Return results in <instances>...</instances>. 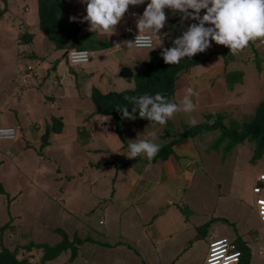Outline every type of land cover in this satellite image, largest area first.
<instances>
[{"label":"crops","instance_id":"obj_1","mask_svg":"<svg viewBox=\"0 0 264 264\" xmlns=\"http://www.w3.org/2000/svg\"><path fill=\"white\" fill-rule=\"evenodd\" d=\"M22 2H25L23 6ZM38 2L8 0L10 15H4L0 21V43L6 44H0V59L3 62H0V71H5L0 72V80L6 77V82H16L13 86L0 85V126L15 127L19 132L16 140L0 141V182L5 190V193H0V219L4 221L0 227L11 222V227L3 235L4 245L10 250L26 246L19 241L23 236L18 234L24 228L22 220L29 212L39 213L41 208L37 205L42 204L45 198L66 205L75 197V191L67 192L70 182L63 183L61 177L55 182V176L52 178L50 175L51 180L43 176L45 169L51 171L50 158H54L68 164V170L60 166V172L61 175H71V182L77 178V171L78 175L82 174L79 181L91 182L82 183L92 188L84 195L85 205L73 208L84 211V219L90 222L94 209L100 207L99 223L105 228L82 227L87 228L89 233L96 231V236L102 238L101 257H106V260L99 261V264H111L113 256L120 260L119 264L124 261V264H136V260L138 264H202L207 253L199 261H192L196 246L203 243L206 237L210 241L218 238L237 240L240 248L241 245H254L251 250L252 264H264V226L256 223L259 215L255 203L251 206L248 201V198L256 200L258 196L253 188L248 193L245 184L251 171L249 165L255 166L253 159L246 156L251 144L240 145L245 147L233 149L224 158V153L212 146V138L218 134L216 131L207 134L204 139L199 136L184 137L188 128L182 118L185 114L189 122L195 119L198 123L205 114L223 110L220 113H228V122L235 118L241 120L245 105L253 108L252 116L264 100V44L252 43L239 55H232L229 48L216 45L213 41L204 53L184 59V62H200L178 73L174 78V93L168 100L182 106L183 97L191 88L198 93L192 97L195 111L177 112L165 125L155 126L135 114L134 120L123 118L121 131H116L113 115L96 113L93 91L98 90L104 95L136 92L139 76L148 78V86L144 83V87L150 91L153 86L150 78L157 76L154 72L158 67L149 68L145 64L154 52L162 53L164 48L174 47V40L198 21L183 19L181 13L165 9L167 20L156 38L157 48L128 49L125 41H130L133 32L138 33L137 20L150 0L130 6V15L125 14L113 35L88 30L89 24L84 22L87 6L82 0H58L63 41L76 44L72 48L93 52L94 58L76 69L69 66L68 73H54L56 77H53L50 76L51 70L58 64L54 60L61 56L65 58L69 49H56L38 30ZM18 3L21 7L16 9ZM16 14H22L24 20L19 19L17 26H13L8 20ZM204 14L205 10H202L201 17ZM72 17L76 19L71 20ZM14 34L15 39L20 34H26L31 39L30 44L26 43L29 45V50L24 53H28L26 59L25 55L19 54L17 45L15 48L12 46L11 36ZM116 44L121 47H115ZM6 46H11V53H7ZM29 64L39 70V76L34 85L23 91L21 76ZM122 67L131 69V78L119 76ZM251 75L253 82H247ZM48 101L54 102L57 110L63 109V112L53 114L51 110L42 114L41 108ZM21 105L19 119L12 117V111ZM38 109L40 115L35 113ZM50 116L57 118L56 122L65 119L63 127L50 129L47 128L48 123L46 127L38 124L46 122ZM28 131L34 141L41 143L42 136L49 134L50 142L39 146L44 147L43 152H34L29 142H23L21 138ZM152 133H155L153 142L160 146L153 159L149 160L145 155L130 159L124 154L130 141L153 140ZM73 156L79 164L63 160ZM248 162L243 175H235ZM22 167H25L24 170ZM33 170L41 176L43 183H30ZM14 174L24 176L28 183H7V177L13 179ZM102 179L107 181L103 183L105 189L96 192L95 188L101 185L97 182ZM262 189L264 196V185ZM3 204L7 205L10 217L2 216L5 210ZM33 204H36L34 209ZM123 220H127V231L121 230ZM204 227L207 231L199 234L198 230ZM90 253V260L97 264L92 260L95 258L94 251Z\"/></svg>","mask_w":264,"mask_h":264},{"label":"clouds","instance_id":"obj_2","mask_svg":"<svg viewBox=\"0 0 264 264\" xmlns=\"http://www.w3.org/2000/svg\"><path fill=\"white\" fill-rule=\"evenodd\" d=\"M82 2L87 6L84 22L89 24L88 30L113 35L129 7L142 4L144 0H82ZM165 9L181 13L183 19L198 21V24H191L181 37L174 40V47L163 49L161 55L168 65L179 64L185 58L191 59L198 53H204L211 47L213 41L216 45L229 48L232 55H239L252 43L264 44V0H150L143 15L137 20L138 35L135 41L131 42V37L130 41H125L128 49L145 50L155 47L156 38L160 36L159 33L167 20ZM202 10H205V14L201 17ZM115 47L121 45L116 44ZM26 49H29V45ZM72 49L67 50L65 58ZM71 55L77 58L78 63L89 62L90 56L87 51L73 50ZM28 66L30 65H27L26 69ZM194 95L198 93L189 88L181 102L182 106L168 102L160 93L154 96L145 94L140 97H125L135 105L132 107V113H129L127 106L117 108V111H120L124 118L131 120L136 119L135 114L138 111L139 117L149 120L153 126L165 125L177 112L191 113L196 110L192 99ZM189 123L194 126L197 121L192 119ZM151 135L153 140L130 141L124 154L130 159L140 155H145L149 160L153 159L160 146L153 142L155 133ZM259 178L264 180V175ZM258 211L259 219L264 221V200L258 201ZM217 244L224 245V255L218 253ZM239 255V253L227 255V241H217L211 247L207 264H238ZM28 261L30 264H37L31 259Z\"/></svg>","mask_w":264,"mask_h":264},{"label":"rangeland","instance_id":"obj_3","mask_svg":"<svg viewBox=\"0 0 264 264\" xmlns=\"http://www.w3.org/2000/svg\"><path fill=\"white\" fill-rule=\"evenodd\" d=\"M24 3L25 2H22V6ZM20 7L21 6L19 3L16 4V6H15L16 9H18ZM22 12H24L23 8H22ZM8 14L10 15V13L8 12L7 3L5 5L0 0V21L2 19H4V15H8ZM19 19L24 20V17L22 16V14H16L14 16H11V18L8 20V22H12L13 26H17L18 23H16V21H18ZM11 37H12V46H13V48H15V45H16L15 34L12 35ZM0 44H2L4 46L6 45L4 42H2ZM67 46L70 47V45H67ZM5 48L8 50L7 53L12 52L11 46H6ZM0 50H1V48H0ZM4 52H5V49H4ZM1 60L2 59H0V62L3 63ZM54 61L55 62L57 61L58 64H57L55 69L53 68V70H51L52 73L50 74V76L56 77V76H54V73L58 74V72L62 73L65 71L68 73L67 68H69V64H68V61L66 58H62V56H61V57H58L57 59H55ZM15 63H16V61H14V64ZM18 64L22 65L21 62H19ZM73 68L76 69V67H73ZM0 72L4 73L5 71L3 69ZM4 79H6V77H4ZM4 79L0 80L1 81L0 85L13 86L16 83V82L11 83L10 81L6 82ZM253 79H254V77H253V75H251V76H249V78H247V82H253L252 81ZM20 86L23 87V91H27L28 88L30 87V86L23 84V83L20 84ZM3 87H2V89H3ZM19 94L21 95V92H19ZM77 100H78V97L76 99H74V102H76ZM246 101H253V100L246 99ZM246 101L243 103V106L246 103ZM70 103H71V101H69V104ZM22 105H23V103H22ZM22 105L19 106L17 109L12 111V113H11L12 117L19 119V110H21V108L23 107ZM57 108L58 107L54 102H51V101L45 102V104H43V108H41L42 114L48 113L51 110H52L53 114H57L55 112H58V114L61 111L63 112V109L58 111ZM220 111H223V110H220ZM252 111H253V108H251V105H245L244 109H243L242 119L239 120L238 118H235V120H233L231 122V124L233 123V126H235V127H239L244 122H246L245 124H250L251 120H252L251 119V112ZM35 113L40 115L41 114L40 109H38V111L36 110ZM182 118H183V123H185L184 126H186V127L191 126L189 121H188L189 119L185 118V114L183 115ZM52 119L55 121L54 124L56 127H63V124L66 121L65 119H63V120H58V122H56L57 118H55V117L51 118V116H50V117L46 118V122H41V123L38 122V124H41V126L46 127V123H48V125H47V128H48L53 123ZM183 130H185V128H183ZM171 133H170V135H171ZM18 134H19V132H18ZM18 134H17V136H18ZM178 136H180V135H178ZM42 137H44L42 140L43 143L44 142H50V138H48L49 134L43 135ZM21 139L23 140L24 143L29 142L31 144L34 152L35 151H37V152L42 151L43 152L44 147H42V148L39 147L40 144H42V143L39 141H37V142L34 141L32 139L30 131L26 132L24 135V138H21ZM245 140H247V144H251V146H252L251 148H249L246 156L249 159H251V158L253 159V154H254L253 149L255 148L256 144L251 143L248 139H245ZM245 140H244V142H246ZM235 142L237 143L238 140H235ZM243 143H237L238 145H236L235 148L236 149H238V148L243 149L242 147H245V146H240ZM223 144H226V143L224 142ZM215 148L216 149L218 148V144L215 145ZM256 148H260L258 146V144L256 145ZM250 149H252V150H250ZM226 156H227V153H224V158H226ZM73 158L63 159V160L64 161H71L73 164L74 163L79 164V162L75 161V156H73ZM62 162L63 161H61V159L50 158L49 166L51 167V171H47V169H45L46 172L43 176L46 177V180H51V176H52V178L55 176L56 177L54 179L55 182H58L60 179H57V178H60V177H61L63 183H69L70 182V184H69L70 187H69L67 192L70 193L72 191H75V194H74L75 197L72 199L70 204H66V205H61V203L57 204L56 201H52L50 199L45 198L44 202L42 204L37 205L38 208H41L39 213L33 214V213L29 212L26 215V219L22 220V222L24 224V228H23V230H19L18 234H23V236L19 238V241L25 245H28L29 243L33 242V243H45V244H48L50 246H54L62 240V236L60 234H58L57 232H55L54 229H50L49 227L60 228L69 235V237L71 238L70 240H72L74 236H78L82 239H90L91 241H87L83 245H77L78 254L74 260H70L71 250H68L65 253H63L62 255H60L57 259L49 262L48 264H95V263H92V261L90 260L91 259V257H90L91 253L90 252H92V251H94V254H95V258L92 259L93 262H98L97 264H99V261L106 260V257H101L102 252L100 251V244H101L100 242H101L102 238H101V236H96L97 235L96 231L93 230L92 232L89 233L87 228L82 229V227H86L87 225H90L89 227H92L93 229H97V230H99L100 227L102 229L105 228V227H103V225L101 223H99V221L101 220V217L98 216L100 207H98L97 209H94L93 215L90 216V218H91L90 222L87 221V218L84 219V217L86 216L84 214V211H82L78 208L74 210V208H73V206L77 207V205H79V206L85 205V196L84 195L89 190H91L92 188H89L88 184H82V183H91V182L79 181V178H81L82 174L78 175L79 174L78 171L76 172L77 178L74 179L73 182H71L70 181L71 175H66V173L61 175V172H60L61 167L63 168V166H65V168H67V170L69 168L68 164H62ZM26 163L27 162H25L24 165ZM254 163H255L254 164L255 166H253L251 164L249 165V162H248L247 166L243 170L238 171V172L235 171L236 172L235 175H238V174L243 175V173L247 169L248 165L251 166V171H250L249 175L246 176L247 178H246V182H245L246 190H248V193L251 192V190L253 188L255 177L261 171L264 170V149L257 155L256 161ZM24 168L25 167H22V170H24ZM41 173H42V167H41V170L39 171L40 175H41ZM31 174H33V178L31 179L30 183H33V181H34V183H43V179L41 178V176L36 175L35 170L31 171ZM229 179H230V177H228L227 180H229ZM6 182L7 183H28L27 179L26 178L24 179V176L19 177L18 174H14L13 179L9 178V176H8L6 179ZM97 183H101V185H98L95 188V191L99 192L100 190H102V192H103L105 189V188H103V183H107L106 179H102ZM66 189H67V187H66ZM61 192H64L63 188H61ZM96 195L99 196L97 193H96ZM69 196H72V194H70ZM248 201L251 203V206H252L255 203V198L253 197V199H252V197H250V198H248ZM6 206H7L6 204H3V207L5 210H3L2 216L4 218H6L7 215H8V217L11 216V213H9V210L7 209L8 207H6ZM35 207H36V204H33L32 208L34 209ZM63 208H65L67 210H64ZM255 221L258 225L264 226V223L259 219V217L256 218ZM2 222H4V221H2V219H0V224ZM103 223L105 224L104 220H103ZM127 226H128L127 220H123L121 230L127 231L128 230ZM204 231H207L206 227L199 229L198 233L203 234ZM130 242L132 243V239H130ZM210 242L211 241L209 239H207V237H206L204 239L203 243H200L196 246V248L194 250L195 259H193L192 262L199 261L201 259V257L207 253ZM253 247H254V245L253 246L252 245H241V249L243 251L246 250L247 248H249V250H250L249 255H251V261H250L251 264H252V259H253L251 250L253 249ZM123 251H126V250H123ZM23 258H26L29 260L31 259L35 263L38 264L39 260L41 258L40 250L39 251H36V250L32 251L30 254L23 252V254L20 255L19 259H23ZM245 259L247 260V258L244 255V258L242 259V261ZM119 262H120V260L117 259L116 256H113V259L110 261L111 264H119ZM124 263H125V261H124ZM124 263L122 262L121 264H124ZM130 263H132V262H130ZM136 264H138V260H136Z\"/></svg>","mask_w":264,"mask_h":264},{"label":"trees","instance_id":"obj_4","mask_svg":"<svg viewBox=\"0 0 264 264\" xmlns=\"http://www.w3.org/2000/svg\"><path fill=\"white\" fill-rule=\"evenodd\" d=\"M5 5L8 0H1ZM39 25L38 30L44 34L45 38L54 44L56 49H72L74 47V43L66 44L63 41V37L61 35V24L59 18V12L61 10V6L58 3V0H39ZM21 28H24L22 26ZM23 30V29H22ZM26 43L30 44L31 39L26 34H20L19 37H16V45L20 48L19 54H23L26 51V47L28 46ZM67 45H70L67 46ZM26 46V47H25ZM65 49V50H66ZM28 54V53H27ZM26 54V55H27ZM26 55L25 58L26 59ZM25 61V60H24ZM185 60H181L179 64L168 65L164 62L161 53L154 52L152 58L149 62L145 64V66L149 68L158 67V70L154 72L156 73V77H151V81H153L152 89L150 91L145 90L144 83L148 86V78L146 76H139L137 80L139 81V89L136 92H123V93H110L107 95L102 94L98 90L93 91L92 99L93 103L96 107L97 114L103 115H113L116 118V131H121V120L124 118L120 111H117V108H122L127 106L128 111L132 113V107H135L133 103L126 100L125 97L135 96L140 97L145 94L154 96L157 93L162 94L166 100H169V97L174 93V78L178 75L180 71L189 69L188 66H192L200 61L193 62H184ZM33 69L32 79L33 81L39 76V70L34 66L29 64ZM153 66V67H150ZM23 76V73H22ZM30 79V80H32ZM31 82L30 87L35 84ZM37 87V86H36ZM136 114H139L138 111ZM228 113H220L213 112L205 114L202 120H199L194 126L187 127L188 130L184 132V137H195L199 136V138L204 139L207 134L216 131L218 134L212 138V146L215 148V145L218 144V150H221L223 153H231L237 143H243L245 139H248L251 143H255L260 148H254L253 154V164L256 161L257 155L264 149V100L258 105L255 109L254 113L251 116L250 124H241L239 127L233 126L232 121H227ZM53 123L48 127L52 129L55 126V121L52 119ZM231 124V125H230ZM186 129V128H185ZM48 130V129H47ZM235 140H238L236 143ZM247 143V140H245ZM226 144H223V143ZM243 143V144H244ZM46 144V142H42V145ZM242 145V144H241ZM227 151V152H226ZM264 171V170H263ZM261 171L256 179L255 184L258 183L257 179L259 175L263 172ZM264 183L261 184V186ZM0 193H5L3 186L0 182ZM11 227V222H7L2 227H0V264H30L28 259L23 258L19 259V256L25 253H31L32 251H39L41 253V258L38 264H48L49 262L57 259L60 255L65 253L68 250H71V258L70 260H74L78 254L77 245H83L87 241H91L90 239H82L78 236H74L72 240H70L69 235L60 228L54 229L55 232L62 236V240L54 245L50 246L45 243H29L26 246L16 247L14 250L8 249L3 242V235L6 230ZM93 242V241H92ZM243 251V250H242ZM243 254L247 258V260L241 261L240 264H251V255L249 248L243 251ZM244 258V257H243Z\"/></svg>","mask_w":264,"mask_h":264},{"label":"built area","instance_id":"obj_5","mask_svg":"<svg viewBox=\"0 0 264 264\" xmlns=\"http://www.w3.org/2000/svg\"><path fill=\"white\" fill-rule=\"evenodd\" d=\"M126 14L130 15L129 11ZM137 35H138V33H133L131 35V42L135 41V38ZM73 50H75V51H87L89 53V56H90L89 62L94 58V53L91 51L84 50V49H72L68 52V55L66 57L70 66L79 67V66L87 64V63H84V64L78 63L77 58L71 55ZM32 75H33V69L31 66H28L27 69L23 72L22 83L29 86L31 84L30 79H32L31 78ZM16 139H17V129L15 127L0 126V141H3V140L13 141ZM262 175H264V171L259 175V177ZM259 177L257 179L258 183H256L254 185V188H253L254 194H256L258 196L255 200V210L257 211L258 215H259L258 201L264 200V196H262L263 189L261 186V184L264 183V180H261ZM262 222L264 223V221H262ZM225 240L227 241V255H232L233 253H239L240 255L238 257V264H240L242 257H243V251L240 249L239 245L234 240H231L230 238H218V239L212 240L209 244L207 255H206L202 264H207L212 245L214 243H216L217 241H225ZM216 246H217L218 253L220 255H224V252H223L224 245L223 244H217ZM260 254H262L261 250H260Z\"/></svg>","mask_w":264,"mask_h":264},{"label":"water","instance_id":"obj_6","mask_svg":"<svg viewBox=\"0 0 264 264\" xmlns=\"http://www.w3.org/2000/svg\"><path fill=\"white\" fill-rule=\"evenodd\" d=\"M67 51L65 52L64 57L66 56ZM132 71L129 67H122L119 72V76L124 79H129L132 77Z\"/></svg>","mask_w":264,"mask_h":264}]
</instances>
